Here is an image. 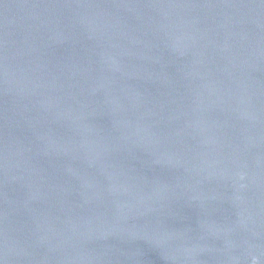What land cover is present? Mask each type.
Returning a JSON list of instances; mask_svg holds the SVG:
<instances>
[{
  "label": "water",
  "instance_id": "95a60500",
  "mask_svg": "<svg viewBox=\"0 0 264 264\" xmlns=\"http://www.w3.org/2000/svg\"><path fill=\"white\" fill-rule=\"evenodd\" d=\"M0 264H264V0H0Z\"/></svg>",
  "mask_w": 264,
  "mask_h": 264
}]
</instances>
